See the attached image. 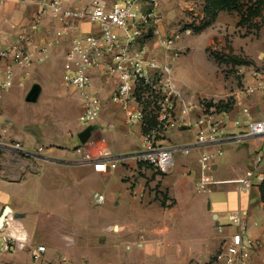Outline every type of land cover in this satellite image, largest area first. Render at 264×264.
I'll return each instance as SVG.
<instances>
[{"label":"crops","instance_id":"0c3cea01","mask_svg":"<svg viewBox=\"0 0 264 264\" xmlns=\"http://www.w3.org/2000/svg\"><path fill=\"white\" fill-rule=\"evenodd\" d=\"M174 1L178 3V8L172 4L173 0H161L155 38L149 41L152 48L160 37L173 35L180 26L177 18L190 12L186 9L188 3L185 0ZM39 2L4 0L0 4V18L5 21L4 30L0 33V50L14 42L18 34L25 30L31 35L32 44L38 46L53 35L57 24L49 15L42 17L37 30H31L40 12ZM208 14L205 10V18ZM221 17L218 16V21L222 20ZM94 29L90 24L84 25L85 31ZM61 41L63 45L54 50L53 57L32 66L28 74L23 73L16 78L10 90L0 92V218L7 208L10 209L2 228L0 226V236L11 232L27 239L24 247L16 248L13 252H3L0 240V264H222L218 257L229 237L238 231L232 223V215L237 212L246 213L248 234L258 242V246L249 254L250 264H264V202L261 188L255 186L248 192L238 190L239 182L251 170L258 150L257 142L251 138L227 142L230 145L237 143L238 146L229 147L233 160L224 159V155L211 172L216 185L210 193L198 190L201 178L199 149L189 155L180 154L190 156L189 162L187 165L177 163L175 170L167 175L159 174L137 156L134 162L144 167L126 166L132 159L123 157L121 162L124 161L126 170L122 173L128 181L126 193L108 192L103 202L95 199L101 209L108 205L110 208V203L114 206L105 229L119 235L115 244L109 232L97 234V229L83 223L95 218L84 206L86 200L81 194L88 185L87 178L91 175L104 178L111 171L99 172L68 161L74 155L69 148L72 141L75 139L81 144L79 134L83 129L79 119L85 104L84 92L66 87L78 92L81 98L77 125L60 119L56 122L61 127H49L45 135L41 123L34 125L29 122L20 128L14 123L15 117L18 120L19 116L13 114V106L22 101L38 104L45 85L47 98L59 97L60 92L56 87L64 83L63 74L62 80L57 83L48 78L53 72L50 60H62L60 56L68 49L67 38ZM176 63L177 60V74ZM90 74L93 81L90 92H96L100 97L103 110L100 123L95 126L88 142L94 144L104 137L113 152L122 138L137 137L141 144V125L127 124L122 109L111 102L117 80L95 70ZM34 85H39L41 91L37 101L32 103L27 101V96ZM238 95L237 107L231 112L232 119H244L248 113L264 119V93L248 97ZM194 119L195 116L191 122ZM62 126H68V129ZM226 129L231 133L239 132L232 121ZM187 130L193 128L178 131L182 133ZM8 143H19L27 152L10 150L6 147ZM44 145L46 151L40 155L33 154ZM75 145L74 149L78 146ZM217 171H220L219 175ZM48 172H53V175L48 177ZM65 189H68L67 193ZM11 217L13 220H10ZM39 220L42 221V229ZM74 220L77 221L75 230L70 232L66 229V223ZM38 245H45L46 253L40 261H34L31 250Z\"/></svg>","mask_w":264,"mask_h":264},{"label":"built area","instance_id":"2783aa9c","mask_svg":"<svg viewBox=\"0 0 264 264\" xmlns=\"http://www.w3.org/2000/svg\"><path fill=\"white\" fill-rule=\"evenodd\" d=\"M3 1L0 0V4ZM202 1L185 0L188 3L186 9L195 11ZM39 4L40 12L31 30H37L44 15H49L56 22V30L39 46L32 44L27 30L22 31L14 42L0 50V92L10 90L16 78L20 74H28L32 66L53 57L54 50L63 45L61 40L67 38L68 49L60 56L63 82L66 87L85 94L84 109L79 119L83 130L97 126L102 115V100L96 92H90L93 84L90 72L95 70L117 80L111 102L122 109L127 124L141 125L143 135L136 156L142 163L161 175H167L177 167V154L189 155L193 149H199L201 178L198 190L210 193L216 185L210 174L224 156L220 146L251 138L257 142L258 150L253 166L240 180L238 190L248 192L264 183V119L249 113L244 119H232L234 109L219 113L215 106L207 107L205 102H197L196 98L185 94L175 70V61L179 57L175 48L181 39L179 31L158 39L163 53L155 55L150 49L149 40L153 33L156 34L155 24L160 18L161 0H40ZM86 24L95 29L85 31ZM4 27L5 21L0 18V33ZM187 32L190 33L189 30ZM259 92L264 93V69L252 71V80L239 94L248 97ZM193 116L195 119L191 122ZM230 121L239 129L238 133L226 129ZM189 127L194 130V140L190 144L164 143L169 131ZM6 147L27 152L19 143H8ZM43 151L44 148L40 147L33 154L40 155ZM123 159L114 154L106 138L102 137L94 144L78 145L71 163L107 172L116 169ZM95 199L103 202L106 197L95 194ZM232 223L238 231L229 237L218 258L222 264H250L249 254L258 242L248 234L246 213H234ZM7 224L9 227V221ZM1 238L3 252L24 247L27 241L11 232L3 233ZM45 253V245L31 250L34 261H40Z\"/></svg>","mask_w":264,"mask_h":264},{"label":"rangeland","instance_id":"374dc122","mask_svg":"<svg viewBox=\"0 0 264 264\" xmlns=\"http://www.w3.org/2000/svg\"><path fill=\"white\" fill-rule=\"evenodd\" d=\"M208 3L210 14L206 18L205 0L202 1V5L196 7L195 11H190L185 16L177 18L180 26L176 31L180 32L181 39L175 48L179 54L176 76L179 86L187 96L196 98L197 102H205L207 107L215 106L217 112L221 113L237 106V94L250 82L252 71L264 69V0H208L207 5ZM172 4L177 5L178 8V3L174 0ZM226 13L228 14L224 16ZM218 16H222L221 21H218ZM188 30L190 33L187 32ZM153 38H155L154 33L149 41ZM150 49L155 55L163 53V48L158 43ZM50 62L53 72L48 79L55 80L57 83L60 79L62 80L63 61L50 60ZM63 84H58V88L56 87V90L60 92L59 97L49 96L47 98V86L45 85L38 104H28L24 101L15 104L13 114L19 116L18 120L15 117V126L20 128L22 124L29 122L34 125L41 123L43 124L41 128L47 135L49 127H61L56 122L60 119L77 125L82 104L81 98L78 92L66 88ZM193 140V130L179 133L177 129L166 133L164 143L187 145ZM75 144L79 145L74 139L72 145L69 146L72 152H74ZM237 146V143L221 145L225 155L224 159L233 160L228 150L229 147L237 148ZM43 148L47 150L45 145ZM114 150L115 155L128 157V160L132 159L133 162L129 161L131 163H126V166L135 165L140 168L145 166L134 162L136 154L140 151V142L137 137L135 139L122 138L118 148ZM73 158L74 155L68 161L71 163ZM176 159L178 165H187L190 156L177 154ZM123 170H126L124 161L120 163L118 169L111 170L107 177L91 175L86 180L88 185L81 191L86 200L84 206L95 215L92 221L88 219L83 223L97 229V234L104 231L109 232L114 244L119 235L105 229L109 224L108 219L110 212L114 211V206L109 202L110 208L108 205L101 209L95 201V194L105 196L108 192L125 194L128 181L122 173ZM219 174L220 171H217V175ZM52 175L53 172H48V177ZM47 181L51 182L49 179ZM67 191L68 189H65V193ZM39 221L42 229V221ZM76 223V220L67 222L66 229L73 232ZM0 240H2L1 236Z\"/></svg>","mask_w":264,"mask_h":264},{"label":"water","instance_id":"95a60500","mask_svg":"<svg viewBox=\"0 0 264 264\" xmlns=\"http://www.w3.org/2000/svg\"><path fill=\"white\" fill-rule=\"evenodd\" d=\"M41 88L39 85H34L32 87V89L30 90L28 96H27V101L28 102H36L38 99V96L40 94ZM95 130V126H91L86 128L85 130H83L80 134H79V139L81 141L82 144H85L88 142L89 138L92 136L93 131ZM10 211L9 208H7L6 212H4V214L1 216L0 218V226L2 228L4 221L6 220V216L8 214V212Z\"/></svg>","mask_w":264,"mask_h":264},{"label":"trees","instance_id":"16d2710c","mask_svg":"<svg viewBox=\"0 0 264 264\" xmlns=\"http://www.w3.org/2000/svg\"><path fill=\"white\" fill-rule=\"evenodd\" d=\"M206 2H208V0L206 1ZM207 4V3H206ZM209 7V3H208V5L205 7V10L206 11H208V13H210V7ZM260 188H261V195H262V200H263V202H264V183L260 186Z\"/></svg>","mask_w":264,"mask_h":264}]
</instances>
